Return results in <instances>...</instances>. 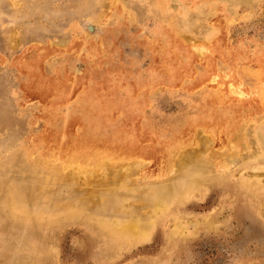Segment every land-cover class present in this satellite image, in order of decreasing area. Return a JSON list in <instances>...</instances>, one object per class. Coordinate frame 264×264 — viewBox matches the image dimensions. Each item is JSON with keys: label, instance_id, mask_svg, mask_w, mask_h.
<instances>
[{"label": "rangeland", "instance_id": "obj_1", "mask_svg": "<svg viewBox=\"0 0 264 264\" xmlns=\"http://www.w3.org/2000/svg\"><path fill=\"white\" fill-rule=\"evenodd\" d=\"M243 122L264 129V0H0V264H264V196L232 191L264 166L212 164L137 242L93 225Z\"/></svg>", "mask_w": 264, "mask_h": 264}, {"label": "bare ground", "instance_id": "obj_2", "mask_svg": "<svg viewBox=\"0 0 264 264\" xmlns=\"http://www.w3.org/2000/svg\"><path fill=\"white\" fill-rule=\"evenodd\" d=\"M232 4V3H231ZM182 18V17H181ZM189 19V18H188ZM92 29L93 27L90 26ZM258 93V92H257ZM256 96V95H255ZM250 98V97H249ZM260 98V97H259ZM258 98V99H259ZM250 98V102H252ZM259 105V104H258ZM250 108V107H249ZM244 110V109H243ZM242 111V110H241ZM250 111V110H249ZM244 112V111H243ZM241 113V112H240ZM245 118V117H244ZM198 120V119H197ZM238 121V120H235ZM234 121V122H235ZM260 122L259 120L253 121ZM260 124V123H259ZM240 125V124H239ZM238 125V126H239ZM261 125V124H260ZM254 126V125H253ZM264 126V125H263ZM261 127V126H260ZM255 128H258L255 125ZM251 127L246 122H243L236 133V137L233 140L235 147L230 146L220 147L217 152L215 151L212 154L210 151V156L208 154V145L210 143V137L205 136L200 139L198 144V148L195 151V156L189 154V152L180 153V157L178 160V164L180 165V173L182 175L187 176L189 181L181 187L178 191H173L174 189L170 185V183L165 180L162 181L161 184H157L158 189L150 186V189L144 194V197H148L147 206L144 213H139L135 216H111L108 219H99L94 218L97 229L99 230L101 236L110 238L114 240L115 243H122L124 240L131 239L133 242H137L144 238H147L153 231L156 222L159 219L164 218L165 216L170 215L174 212V208L177 203L182 201H187L193 195L202 196L206 189V183L199 182L198 178L203 177L206 172H208L209 167L212 164H222L230 165H247L246 168H252L253 170H260L262 166H264V129L256 134V129ZM254 131V135L252 136ZM206 132V131H205ZM232 132V131H231ZM219 133V132H218ZM233 133V132H232ZM224 135V134H223ZM234 135V134H233ZM194 136V135H193ZM197 136V135H196ZM212 137V136H211ZM193 138V137H192ZM56 139V138H55ZM195 139V138H194ZM215 139V137H214ZM230 139V138H229ZM212 140V139H211ZM216 140V139H215ZM221 141V140H220ZM198 142V141H197ZM214 142V141H213ZM219 142V141H218ZM85 144V143H84ZM71 145V143H70ZM222 145V144H221ZM72 147V146H71ZM217 147V146H216ZM86 149V148H85ZM80 151V150H79ZM198 151V152H197ZM194 154V153H193ZM223 156V159H222ZM137 163V162H136ZM130 165V164H129ZM171 165V164H170ZM250 165V166H249ZM118 166V165H117ZM173 166V165H172ZM220 166V165H219ZM218 166V167H219ZM228 167V166H227ZM110 168V167H109ZM132 168V167H131ZM233 168V167H232ZM231 168V169H232ZM229 169V168H228ZM117 170V169H116ZM133 171V169H131ZM224 170V169H223ZM264 170V169H263ZM114 171V170H113ZM261 171V170H260ZM77 172V171H76ZM115 172V171H114ZM113 172V173H114ZM74 173V172H73ZM82 173V172H81ZM80 173V174H81ZM234 175L233 169L230 172ZM236 174L238 172H235ZM78 174V173H77ZM211 174V173H210ZM213 174V173H212ZM178 175V174H177ZM59 176V175H57ZM121 176V175H120ZM180 176V175H179ZM261 176V172H252L248 173L247 176L241 178L239 183L232 187L233 194L236 196H241L243 200L249 203H253L254 206L257 205L264 196V188L261 187L260 181L258 178ZM211 177V176H210ZM121 178V177H120ZM220 178V177H219ZM143 179V178H142ZM164 179V178H163ZM71 180V179H70ZM127 180V179H126ZM129 181V180H128ZM131 181V180H130ZM129 181V182H130ZM141 181V180H140ZM232 181V180H231ZM132 182V181H131ZM136 183V182H135ZM140 183V182H139ZM148 183V182H147ZM156 183H158L156 181ZM216 183V182H215ZM125 185V183H124ZM140 185V184H139ZM213 185V184H212ZM229 185V184H228ZM137 186V185H136ZM211 186V185H210ZM226 186V183H225ZM124 187V186H123ZM228 187V186H227ZM32 189V188H30ZM88 189V188H87ZM114 190V189H113ZM127 190V189H126ZM133 190V189H132ZM212 190V189H211ZM224 190V189H223ZM25 191V190H24ZM89 191V190H88ZM131 191V190H130ZM46 192V191H45ZM79 192V191H78ZM120 192V191H119ZM227 192V191H226ZM27 193V192H26ZM44 193V192H43ZM88 193V192H87ZM28 194V193H27ZM41 194V193H40ZM85 194V193H83ZM231 194V193H230ZM34 195V194H33ZM108 195V194H107ZM81 196V195H80ZM223 196V195H222ZM79 197V196H78ZM110 197V195H109ZM240 197V198H241ZM68 198V197H67ZM74 198V197H73ZM72 198V199H73ZM123 198V196H121ZM223 198V197H222ZM227 198V197H226ZM48 199V198H47ZM65 199V198H64ZM69 199V198H68ZM142 199V198H140ZM229 199V198H228ZM233 199V198H232ZM60 200V199H58ZM260 200V201H259ZM83 201V200H82ZM48 202V201H47ZM139 202V201H138ZM137 202V203H138ZM143 202V200H142ZM234 202V201H232ZM231 202V203H232ZM264 203V202H263ZM18 204V203H16ZM74 204V203H73ZM241 204V203H240ZM252 204V205H253ZM262 204V203H261ZM27 205V204H26ZM25 205V206H26ZM227 205V204H226ZM233 205V204H231ZM229 205V206H231ZM236 205V204H235ZM139 206V204H138ZM218 206V205H217ZM245 206V205H244ZM27 207V206H26ZM178 207V206H177ZM235 207V206H234ZM242 207V205H241ZM246 207V206H245ZM260 207V206H259ZM13 208V207H12ZM62 208V207H61ZM231 208V207H230ZM237 208V207H236ZM254 208V207H252ZM89 209V208H88ZM240 209V208H239ZM231 210H233L231 208ZM257 210V209H256ZM261 210V209H260ZM65 211V210H64ZM222 211V209H221ZM264 211V210H263ZM88 212V211H86ZM259 212V211H258ZM70 213L75 216L83 215L82 209L73 210ZM180 213V212H179ZM218 213V212H217ZM223 213V212H222ZM234 214V212H233ZM211 215V214H210ZM256 215L262 217V213H257ZM230 216V215H229ZM13 219V218H12ZM61 219V218H60ZM98 219V220H97ZM194 219V218H193ZM262 219V218H261ZM195 220V219H194ZM198 220V219H197ZM85 221V220H84ZM90 223V221H89ZM175 223V222H174ZM188 223V222H187ZM207 223V222H206ZM212 223V222H211ZM174 225V224H173ZM192 226V225H191ZM33 227V226H32ZM211 227V226H208ZM40 228V227H38ZM194 228V227H193ZM41 229V228H40ZM199 229V228H198ZM212 229V228H209ZM46 230V229H45ZM196 229L192 231L191 234L196 233ZM38 231V230H37ZM172 231V230H171ZM177 231L179 234L183 235L185 229L177 227ZM198 231V230H197ZM42 232V231H40ZM44 232V230H43ZM47 232V231H46ZM51 232V230H50ZM49 233V232H48ZM154 233V232H153ZM47 234V233H46ZM169 234V233H168ZM52 235V234H51ZM26 236V235H25ZM169 236V235H168ZM184 236V235H183ZM20 237V236H19ZM93 237V236H92ZM178 237V236H176ZM30 238V237H29ZM43 238V237H42ZM45 238V237H44ZM53 238V236H52ZM182 238V237H181ZM26 239V238H25ZM102 239V238H101ZM180 239V238H179ZM21 240V239H20ZM32 240V239H31ZM29 240V241H31ZM93 240V239H92ZM104 240V239H102ZM41 241V240H40ZM100 241V240H99ZM170 241V240H169ZM55 242V241H54ZM31 243V242H30ZM38 243V242H37ZM41 243V242H39ZM19 244H21L19 242ZM29 244V242H28ZM34 244V243H33ZM94 244V243H93ZM37 245V244H35ZM31 246V245H30ZM34 246V245H33ZM46 246V245H45ZM22 247V245H21ZM36 247V246H35ZM19 248V247H18ZM37 248V247H36ZM39 248V247H38ZM100 248V247H99ZM101 249V248H100ZM99 249V250H100ZM168 249V247H167ZM42 250V249H41ZM106 250V249H105ZM13 249L11 250V252ZM15 251V250H14ZM13 251V252H14ZM49 251V250H48ZM107 251V250H106ZM27 252V251H25ZM32 252V251H31ZM96 252V251H95ZM38 253V252H37ZM54 253V252H53ZM104 253V252H103ZM40 254V253H39ZM46 254V253H45ZM18 255V254H16ZM13 256V254H12ZM28 256V255H27ZM6 258V257H5ZM98 258V257H97ZM27 259V258H26ZM38 259V258H37ZM23 260V259H22ZM21 260V261H22ZM29 260V259H28ZM27 260V261H28ZM42 260V259H41ZM6 261V259H5ZM30 261V260H29ZM31 262V261H30ZM43 262V261H42ZM144 263V262H142ZM36 264V263H35ZM151 264V263H150ZM158 264V263H156ZM247 264V263H246ZM249 264V263H248ZM250 264H259V262H252Z\"/></svg>", "mask_w": 264, "mask_h": 264}]
</instances>
